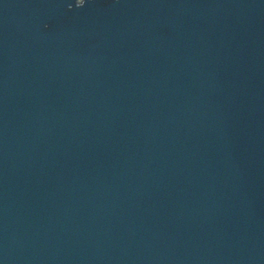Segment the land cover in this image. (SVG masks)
Segmentation results:
<instances>
[{
  "label": "water",
  "instance_id": "obj_1",
  "mask_svg": "<svg viewBox=\"0 0 264 264\" xmlns=\"http://www.w3.org/2000/svg\"><path fill=\"white\" fill-rule=\"evenodd\" d=\"M0 0V264H264V0Z\"/></svg>",
  "mask_w": 264,
  "mask_h": 264
},
{
  "label": "clouds",
  "instance_id": "obj_2",
  "mask_svg": "<svg viewBox=\"0 0 264 264\" xmlns=\"http://www.w3.org/2000/svg\"><path fill=\"white\" fill-rule=\"evenodd\" d=\"M84 3V0H83V2L82 3H78L77 5H82Z\"/></svg>",
  "mask_w": 264,
  "mask_h": 264
}]
</instances>
